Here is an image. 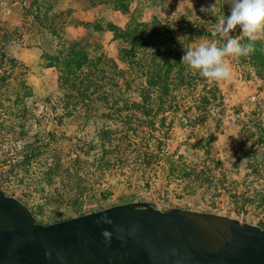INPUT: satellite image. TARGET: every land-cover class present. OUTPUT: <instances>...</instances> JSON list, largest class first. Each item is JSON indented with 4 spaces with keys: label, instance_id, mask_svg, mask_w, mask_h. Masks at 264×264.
Instances as JSON below:
<instances>
[{
    "label": "rangeland",
    "instance_id": "374dc122",
    "mask_svg": "<svg viewBox=\"0 0 264 264\" xmlns=\"http://www.w3.org/2000/svg\"><path fill=\"white\" fill-rule=\"evenodd\" d=\"M231 7V0H0V189L44 224L128 202L264 224L263 179L249 184L245 170L233 166L238 145L264 131V75L248 63L250 55L229 61L230 80L204 86L181 63L200 43L223 45L224 38L212 33ZM135 27L156 42L137 54L138 73L167 56L174 65L170 77L183 71L199 80L170 88L160 111L151 114L164 133V153L177 160L169 177L163 164L144 168L122 134L149 117L106 103L103 92L119 88L89 86L88 77L100 79L110 68L100 55L125 68V44L114 33ZM231 35L241 38L239 28ZM79 50L89 61L73 57L76 74L67 75L61 58ZM66 78L74 86L66 87ZM153 84L159 94L161 80ZM78 89L86 91L83 98ZM202 155L221 158L225 177L197 176L192 159ZM224 187L243 196L245 213L234 211Z\"/></svg>",
    "mask_w": 264,
    "mask_h": 264
},
{
    "label": "water",
    "instance_id": "95a60500",
    "mask_svg": "<svg viewBox=\"0 0 264 264\" xmlns=\"http://www.w3.org/2000/svg\"><path fill=\"white\" fill-rule=\"evenodd\" d=\"M0 264H264V228L137 202L44 224L0 189Z\"/></svg>",
    "mask_w": 264,
    "mask_h": 264
},
{
    "label": "trees",
    "instance_id": "16d2710c",
    "mask_svg": "<svg viewBox=\"0 0 264 264\" xmlns=\"http://www.w3.org/2000/svg\"><path fill=\"white\" fill-rule=\"evenodd\" d=\"M50 7H52V5ZM114 35L120 42L125 44V46L120 48V52L126 60V66L125 68L120 69L112 59L108 58L104 54L100 55L98 60L106 61L109 67H113L115 71L109 72V68L108 71L102 73V77L100 79H95L94 81L92 80L91 76L88 77V80H90L89 86H94L95 89L100 88L101 86L97 85L100 83L109 87L119 88L120 91H112L114 92L113 94L103 92L106 103H118L123 105L126 110H130L132 113H135V111L138 110L140 113L149 117V121H137L130 127L123 128L122 134H124V138H126L129 144H131L135 155L139 156L138 160L144 168H155L158 165L163 164L167 169V177L172 176L174 173V163L177 160L173 159L169 153H164V141L161 137V134L164 133H160V128L155 126V119H152L151 114L153 112L156 113L157 111H160L159 107L161 106V103L165 104V101L162 99V97L167 95L170 88H176V86H187L190 81L194 83L193 85H195L199 80L196 79V76L192 73L185 74L183 71H179L175 77H170L169 74L174 65L173 59L168 58L167 56H162L160 60L153 59L150 62L147 70H143L141 73H138V60L141 58V56L138 57L137 54L140 52L141 48L151 47V45L153 47L155 46L156 42L151 41V35L141 34V30H138L137 27L126 30L123 36L119 35L118 33H114ZM246 42V39L241 41V43ZM73 48H80V45ZM4 53L5 52L2 54ZM71 54L72 55L70 56L61 58L60 65L64 67V71L67 75L70 74L75 76L76 69L72 58L79 57L85 61H89V54L83 52V50L73 51ZM164 59H167V61H163ZM10 61L16 62L14 58H11ZM162 61V65H159V67L156 68ZM248 63L253 67H257L260 74L264 75V42L260 40L256 42L255 51L251 54V58L249 59ZM92 65L96 66V64ZM157 79L161 80L162 82V87L160 88L161 91H159V94H156L155 91H157L158 88H155L153 84L154 80ZM201 80L204 86H206L207 80L203 77H201ZM96 81L98 82L96 83ZM72 82L73 80L71 78L64 79V85L66 87L74 86ZM122 88L125 91H121ZM128 88H130L129 91H126ZM133 88H135L137 91H130L133 90ZM78 90L80 91L77 92L80 94L81 98H83V93L86 91L81 89ZM93 92L98 93V91ZM117 94L118 97H116ZM203 99H205L206 102H208V100L211 102L215 101V99L211 96L206 98V95H203ZM259 129L262 130V127L260 126ZM252 138L253 137H251L250 140ZM263 144L264 131L262 130L258 132L254 140L249 141L248 145H245V142L242 144L240 143L235 150L237 156H235L233 166L234 168L242 167L243 170H245L244 175L249 180V184L254 183L257 179H263L264 184ZM192 162L195 163L192 165V167L194 168L196 175L199 177L205 176L211 179H215V176L218 175H220V179L225 177L224 169H222L224 166L223 160L219 157H208L206 155H202L192 159ZM217 168H220V170L215 172ZM224 191H227L230 198L232 199L234 211L238 215L245 213L247 206L244 200H241V197L243 196L237 195V193L234 191H228L227 187H224ZM259 225L264 228L263 223H260Z\"/></svg>",
    "mask_w": 264,
    "mask_h": 264
},
{
    "label": "clouds",
    "instance_id": "9594fccd",
    "mask_svg": "<svg viewBox=\"0 0 264 264\" xmlns=\"http://www.w3.org/2000/svg\"><path fill=\"white\" fill-rule=\"evenodd\" d=\"M231 4L230 15H223L212 33L224 38L223 45L217 42L200 43L186 50L181 58V63L194 74L198 73L210 82L230 80L233 72L229 61L250 56L255 51L256 42L264 39V0H231ZM237 28L246 43L231 35Z\"/></svg>",
    "mask_w": 264,
    "mask_h": 264
},
{
    "label": "crops",
    "instance_id": "0c3cea01",
    "mask_svg": "<svg viewBox=\"0 0 264 264\" xmlns=\"http://www.w3.org/2000/svg\"><path fill=\"white\" fill-rule=\"evenodd\" d=\"M27 1V0H26ZM25 2V1H24ZM25 5V3H23ZM53 6V5H52Z\"/></svg>",
    "mask_w": 264,
    "mask_h": 264
}]
</instances>
